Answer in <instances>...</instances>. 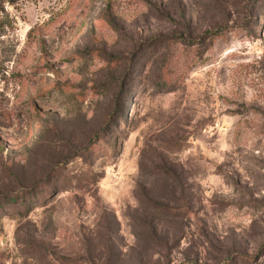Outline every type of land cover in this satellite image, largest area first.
<instances>
[{
    "label": "rangeland",
    "instance_id": "374dc122",
    "mask_svg": "<svg viewBox=\"0 0 264 264\" xmlns=\"http://www.w3.org/2000/svg\"><path fill=\"white\" fill-rule=\"evenodd\" d=\"M1 9L0 264H264V0Z\"/></svg>",
    "mask_w": 264,
    "mask_h": 264
},
{
    "label": "trees",
    "instance_id": "16d2710c",
    "mask_svg": "<svg viewBox=\"0 0 264 264\" xmlns=\"http://www.w3.org/2000/svg\"><path fill=\"white\" fill-rule=\"evenodd\" d=\"M2 11V9L0 10V12ZM1 20V19H0ZM0 26L4 27L5 25H3L2 21H0ZM215 35V34H214Z\"/></svg>",
    "mask_w": 264,
    "mask_h": 264
}]
</instances>
